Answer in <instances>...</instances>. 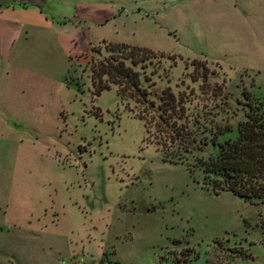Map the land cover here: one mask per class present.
I'll use <instances>...</instances> for the list:
<instances>
[{"label":"rangeland","instance_id":"374dc122","mask_svg":"<svg viewBox=\"0 0 264 264\" xmlns=\"http://www.w3.org/2000/svg\"><path fill=\"white\" fill-rule=\"evenodd\" d=\"M145 3L158 29L132 67L146 103L113 83L90 92L91 61L119 53L107 40L69 60L26 53L5 77L0 264H201L228 249L241 252L229 264H264V203L214 193L198 162L218 128L230 126L216 141L234 137L243 89L264 99V0ZM164 88L205 144L183 152L161 137ZM175 151L181 161L162 158Z\"/></svg>","mask_w":264,"mask_h":264},{"label":"trees","instance_id":"16d2710c","mask_svg":"<svg viewBox=\"0 0 264 264\" xmlns=\"http://www.w3.org/2000/svg\"><path fill=\"white\" fill-rule=\"evenodd\" d=\"M113 48L119 53L109 54L89 64L90 92L98 94L103 89H109L113 83L116 85L117 93L133 96L146 103L145 91L138 83V71L132 66L144 59L143 53L140 54L138 51L148 52L150 49L125 42H112L111 50ZM243 94L247 109L244 118L236 124L234 137L216 141L215 134L229 130L230 126L218 128L211 135V142L217 149L206 158H200L198 162L214 193L228 190L252 204H258L264 203V99L254 101L250 98V92L244 89ZM148 104L153 106L151 100ZM182 111L183 106L174 97L173 92L164 88L156 104V110L151 116L155 117L153 122L158 127L161 137L176 142L181 151L185 152L205 144V141H195L186 120H180ZM162 158L176 162L183 159L182 154L176 151L170 156L163 154ZM189 250L190 248L186 249V256ZM227 251L230 254L225 259L216 255L214 259L206 258L201 264H229L232 257L241 254L238 249ZM173 259L174 264H177L176 257Z\"/></svg>","mask_w":264,"mask_h":264},{"label":"crops","instance_id":"0c3cea01","mask_svg":"<svg viewBox=\"0 0 264 264\" xmlns=\"http://www.w3.org/2000/svg\"><path fill=\"white\" fill-rule=\"evenodd\" d=\"M130 1L0 0V90L26 53L69 60L103 40L149 47L144 40L156 33L157 19L146 3L141 10L144 0Z\"/></svg>","mask_w":264,"mask_h":264},{"label":"built area","instance_id":"2783aa9c","mask_svg":"<svg viewBox=\"0 0 264 264\" xmlns=\"http://www.w3.org/2000/svg\"><path fill=\"white\" fill-rule=\"evenodd\" d=\"M63 263H64V261L62 260V261H61V264H63Z\"/></svg>","mask_w":264,"mask_h":264}]
</instances>
